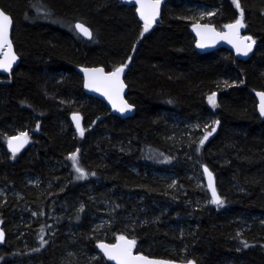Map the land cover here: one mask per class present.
Segmentation results:
<instances>
[{
	"label": "trees",
	"instance_id": "1",
	"mask_svg": "<svg viewBox=\"0 0 264 264\" xmlns=\"http://www.w3.org/2000/svg\"><path fill=\"white\" fill-rule=\"evenodd\" d=\"M238 2L244 32L258 38L260 45L244 60L225 55L223 49L197 53L188 31L194 20L183 16L186 3L216 6L212 23L224 25L236 16L229 0H168L161 21L147 32L134 8L118 0H0L12 15L11 38L20 54L9 75L0 74V131L33 121L40 126L34 152L9 151L0 132V147L11 155L0 162V183L21 192V198L13 194L0 203V221L4 225L17 211L31 207L35 190L25 185L27 175L53 181L56 200L52 208L41 209L38 227L32 230L43 235L41 264L59 263L73 242L91 249L86 231L97 206L107 203L115 210L123 205L126 193L133 196V211L140 221L134 234L144 254L173 259L182 244L201 264L229 258L264 264V220L234 232L235 218L264 217V119L256 113L253 94L264 87V0ZM78 21L90 28L91 39L76 32ZM80 65L107 70L126 65V96L134 113L122 119L99 98L85 93L77 72ZM232 72L234 85L224 88L215 82ZM211 92L217 93L216 111L207 103L206 94ZM70 102H76L77 109ZM74 110L81 112L84 124L94 126L83 129V135L69 120ZM212 115L218 126L203 144L195 141L187 149L168 139L178 122H200ZM70 152L77 155L83 178L71 170L67 178L59 174V163ZM194 165L201 174L202 165L212 171L222 204L213 202L206 187L201 195L204 206L183 203L179 188L151 175L152 169L173 170L191 194L194 189L186 170ZM142 205L149 206L150 215L144 214ZM185 216L192 218L190 232L179 237L172 221L181 222ZM126 232L130 231H122ZM9 236L0 246V264L22 263L28 255ZM115 237L108 230V240Z\"/></svg>",
	"mask_w": 264,
	"mask_h": 264
},
{
	"label": "rangeland",
	"instance_id": "2",
	"mask_svg": "<svg viewBox=\"0 0 264 264\" xmlns=\"http://www.w3.org/2000/svg\"><path fill=\"white\" fill-rule=\"evenodd\" d=\"M229 2H230V7H233L234 10L236 11V16L232 20H237L238 17L241 16V12L243 13V9L239 2H238L240 5L239 8L236 7V5L233 3V0H229ZM183 6H184V9H183L184 17H188V19L194 20L193 22H201V23H212V15L217 13L216 11L218 10L216 6L212 7L211 5L206 6V5L186 3L185 5L183 4ZM0 8L6 13H8L12 19V15L8 12L6 8L2 6H0ZM224 25L215 26V27L217 29H221V28L223 29ZM57 26H61V25L57 24ZM252 39L254 40V43H255V47L253 50V52H255L260 47L259 39L255 37H253ZM192 40H193V47H194L193 36H192ZM219 49H223V52L225 55L232 54L235 57V59L238 58V55L235 54L231 49H227L224 47H218L212 51H216ZM194 50L196 51L195 47H194ZM212 51H209V52H212ZM197 53H200V52H197ZM16 54L20 58V54L18 53V51H16ZM200 54H203V53H200ZM129 62H130V59H127L124 64L128 65ZM115 67L116 66L112 67L110 70H114ZM104 69L107 70V67H104ZM123 79H124V83L126 86L124 97L128 103L133 105L131 100L128 99L126 96L128 92L127 78L123 77ZM236 81H237L236 75L235 73L232 72V73H228V75L217 78V81L215 82L218 83L219 85L220 84L223 85L224 88L225 87L227 88L230 85H234L235 83H237ZM257 91H264V87L260 85L259 88L253 90L255 105H257V98H256ZM213 94H215V104L209 103V99H208L209 96ZM206 96H207V103L209 104L210 109L212 111H216L217 110V93L216 92L207 93ZM70 103H71L70 105H72V108L77 109V107L75 106L77 105L76 102L75 104H73L72 102ZM110 112L113 113L112 111ZM256 113H257V108H256ZM92 125L93 124H91L90 122L85 123V124L82 123L83 129L85 128L89 129L90 127H94ZM217 126H218V122L216 120V117L213 115L210 116L208 119L201 120L200 122H192V121L184 120L174 125V129L173 131H170L169 133L170 136L168 137V139L170 138V140L172 141V144L173 143L177 144V142H179L180 144L182 142L183 144H185V147L188 149V147H190V145L193 144L195 141H199V140L202 141L205 136H207V139L210 136H212L215 133ZM213 129L215 130L213 131ZM0 132L7 138L5 140V146L11 135L22 134V133L27 134L26 144L23 146L21 150L17 151L16 153L20 151L29 152V151L36 150V143H38L37 141L38 135L40 134V126L37 123V121H33V124L28 123L26 125H22L21 127H16L10 131L2 130ZM208 133H211V135H208ZM70 153H74V152H70ZM70 153H67V155L64 156L62 163H59V167H58V171L60 170L59 174H61L62 176H66L67 178V175H71V172H70L71 170L73 173V176L80 178V173H78L76 171V168L73 166V161L69 158L66 159V156L69 155L70 157L72 155ZM10 156L11 155H9L8 152H6L3 148L0 147V162L4 160H8ZM188 163H190V165L194 164L191 161ZM80 168L82 169V167ZM133 171L136 172V174L138 175L137 169H133ZM151 172H152L151 175L155 174L158 180L166 181L167 183L166 185H169V187L179 188V190L182 192V194L179 197V200L181 202L186 203V204L191 203L193 205H196L197 207L204 206L206 199L203 198L201 195L203 194L204 187H206L205 180H204L203 174H201V172L198 170V168L195 167V165L192 166L191 169L186 170L187 179H189V182L192 185L191 187H193L194 189L193 192H191V194L188 192L186 188V185H187L186 181L182 182L181 179L175 174L173 170H167V168L163 167L162 169H152ZM124 176L126 175L124 174ZM125 179H126L125 183H128L129 181L127 177ZM25 181H26L25 185H29L30 187L32 186L35 190L34 197L29 199L30 200L29 207L30 206L31 207L29 208L28 211H24V210L17 211V213L14 215V218L11 217L9 222L4 223V225H1V226L5 233V238L10 235L9 236L10 240H14V239L17 240L18 248L21 249V252L24 255H28L26 257L24 256L23 258H21L22 263H12V264H41V260L38 255L40 253L39 251L40 244L41 243L44 244L43 235L40 234L39 232L38 233L32 232V230H34L35 227H38V223L40 221L38 216L40 215V212L42 211L41 209L45 207H51V208L53 207V204L56 200L55 194L58 188L56 187V185H55L56 188H54L53 183H52L53 181L51 179H46L44 181L38 176L27 175L25 178ZM20 193L16 190L14 191L13 188H8L6 187V185H3L0 183V203L5 202L6 199L12 196L13 194H15L14 196L17 197V199L21 198ZM110 193L113 194L114 192H110ZM116 193L118 194L119 192H116ZM132 197H133L132 195H130L129 193H126L125 197L121 198L122 199L121 202L123 203V205L120 206L119 204V207H116L115 210L113 209V207L110 206V204L108 205L107 203H105L104 205L101 204L100 207L97 206L98 213L95 215L93 219H91L89 223V229L88 231H86L88 232V237H90V242H92V248L90 249L88 246H86L82 242H75V243L73 242V246H72L73 248H69L65 250V253L62 255V259L59 261V263L57 262L56 264H64V261L67 259H71L72 264H80L81 261H85V260L86 261L96 260L100 264H111L109 261L105 259L103 254L96 248V245L98 242L110 243V240H108L107 238L108 230L114 231V234L116 233L115 238L120 237V236H125V237H128L129 239H132V241H135V245L133 246L134 251L137 253H143L145 249L144 247H142L143 245L141 244L140 238L136 234H134L135 232L134 230L136 229L135 224H137L140 221H138L139 219H137L136 217L137 214L134 213V211L136 210V207L133 206L134 202H133ZM33 201L35 203H33ZM138 202H141V201H138ZM141 207L142 208L140 209H143L142 211H144V214L146 216L150 215L149 206L142 205ZM167 213L168 212L166 209V212L164 213L163 216L167 215ZM191 219L192 218L190 216H185L181 219L182 220L181 222L172 221L173 225L177 227L178 229L179 237H182L183 236L182 234H184V232L189 231L188 225H191L190 224L192 221ZM259 220L263 221L264 217H261L260 219H259V216H252V217H248L245 219H243V217L235 218L234 222L237 224H235L236 226L234 228V232L239 233L241 229H248L253 224H259L261 223L259 222ZM123 230H129L130 232L122 233ZM31 232H32V236L30 235L28 236V233H31ZM118 232H121V233H118ZM36 249L38 250L36 251ZM177 249L178 250L176 251L178 253H176V255L172 257L173 259L171 260H175L178 262L194 261L196 264H201L195 256H189V254H187V248H184V245L180 244L179 248ZM152 257L165 258L162 256H154V255ZM219 264H244V263H243L242 258H234V259L229 258L228 260H224L222 263H219Z\"/></svg>",
	"mask_w": 264,
	"mask_h": 264
},
{
	"label": "water",
	"instance_id": "3",
	"mask_svg": "<svg viewBox=\"0 0 264 264\" xmlns=\"http://www.w3.org/2000/svg\"><path fill=\"white\" fill-rule=\"evenodd\" d=\"M118 1L126 5L134 6L135 14L137 18L141 22H144V20L141 19L140 13L138 11V9L141 7V0H118ZM164 1L165 0H160L156 19L152 23V25L160 21V12H161V8L163 6ZM143 2L147 5V4L152 3V0H143ZM145 10L148 11L147 8ZM0 12H3L4 14H6L11 20V24L8 30V40L11 44V47L10 48H8L7 46L0 47V61L11 60L12 56L15 57V60L12 61L10 70L4 71L3 69H0V73L8 74L19 63L20 58L16 54L14 44L11 39L12 19L10 15L6 13L5 11H3L1 8H0ZM235 22L226 24L224 29L222 30L216 29L212 24H209V23H201V22L192 23L189 26V32L192 34L194 38V47L196 51L200 53H205V52L212 51L218 47H224L227 49H231L235 54L238 55V58L247 59L249 56L252 55L254 47H255V43L250 35H241V29H242L241 27L238 30H233V29H229L228 27H226L227 25L235 24ZM77 24H81L85 28H87L90 35H86L83 32H81L79 29H77L76 27ZM74 26L78 34L83 39L89 40L92 37L91 30L86 24L78 21V22H75ZM249 37L251 39H247ZM248 44L252 45L251 51H248L247 55H245L243 54V52L246 48V45ZM200 45H203V46H200ZM238 48L240 49V51H237ZM121 66L122 65L118 67H121ZM98 69L102 71L101 72L95 71ZM115 69L106 70L104 69V67L100 65H90V66H81L79 68V72L83 77L84 91L102 100L115 115L119 116L122 119H125L131 116L135 111V106L128 103L124 97L126 86H125L123 77H124L126 67H124V71L120 74V78H119L120 82L123 84L122 89L113 88L104 81V77H107L110 73L114 72ZM260 93H264V91L256 92V98H257L256 108H257L258 115L262 119H264V115L261 114V105L262 103H264V101H262L261 96L259 95ZM125 105H127L128 108H126L123 112H121L119 109L121 107H124ZM74 117L79 118L80 129H82L81 114L75 111H73L70 114V121L72 122L73 128L76 132H79V130L77 129L76 120H74ZM17 137H21V139L17 140L16 139ZM10 141H11V147H10ZM25 143L26 142L23 140V137L21 136V134H15V135L10 136V138L8 139L7 147L8 149L12 151H13V148H18V150H20L21 148H23ZM205 168H207L208 170L207 172H205ZM202 172H203V177L205 180L206 188L208 189V192L212 200H213V189L215 190L216 196L220 199V196L218 195V192L215 187L214 175L212 171L209 170V168L206 165H202ZM209 173L211 174V177H209ZM0 233L3 234L2 238H0V245H1L5 239V233L1 227V222H0ZM120 237H124L125 241H132V239H129L128 237H125V236H120ZM120 237H118L112 243L98 242L96 245V248L103 254L105 259L109 261L111 264H118V261L115 259H110L107 255H105V251L104 249L100 247V245H107L110 249L114 248L115 246H120L119 248H116V251L114 253V254H118L120 251V248H123L126 246L125 242L119 239ZM131 257L132 259L128 260V264H145L146 261L155 262V264H196L194 261L178 262L175 260L161 258V257L147 256L145 254L134 252L133 247L131 249ZM136 257H144L145 260L134 259Z\"/></svg>",
	"mask_w": 264,
	"mask_h": 264
},
{
	"label": "snow or ice",
	"instance_id": "4",
	"mask_svg": "<svg viewBox=\"0 0 264 264\" xmlns=\"http://www.w3.org/2000/svg\"><path fill=\"white\" fill-rule=\"evenodd\" d=\"M233 3L236 5L237 8L240 7L238 0H233ZM159 4H160V0H152V3L147 4V5L143 2V0H141V7L138 9V11L140 13L141 19L144 20V31L145 32L148 31V29L151 27L152 23L156 19ZM146 8L148 9V11L145 10ZM242 18H243V13L241 12V18L237 19L235 24H230V25H227L226 27H228L229 29L238 30L240 27H243ZM10 24H11L10 18L3 12H0V47H4V46H7L8 48L11 47V44L8 40V30H9ZM76 27L84 34L90 35L87 28H85L83 25L77 24ZM247 39H251V38L249 37ZM200 46H203V45H200ZM251 47H252L251 44L246 45V48L243 54L247 55L248 51H251ZM237 51H240V49L238 48ZM14 60H15V57L12 56L11 60L0 61V69H3L4 71L10 70L12 61ZM124 67H126V65H122L121 67L116 68L114 72L110 73L107 77H104V81L113 88L122 89L123 84L120 82L119 78H120V74L124 71ZM95 71L101 72L102 70L98 69ZM259 95L261 96L262 101H264V93H260ZM208 99H209V103L215 104V94L209 96ZM126 108H128L127 105H125L124 107H121L119 110L123 112ZM261 114L264 115V103H262L261 105ZM74 120H76L77 129L81 132V135H83V130L80 129L79 118L74 117ZM214 130L215 129H213V131ZM208 135H211V133H208ZM21 136L23 137V140L26 142L27 134H21ZM16 139L20 140L21 137H17ZM206 139H207V136L204 137V140ZM204 140L201 141V144L204 143ZM10 147H11V141H10ZM17 150L18 148H13L14 153ZM69 159L73 161V166L76 168V171L80 173V178H83L84 172L78 166L77 155L74 153L69 157ZM207 171H208L207 168H205V172ZM209 177H211L210 173H209ZM213 202L218 205L223 203L216 196L214 189H213ZM2 236L3 234L0 233V238H2ZM119 239L124 241L126 246L123 248H120V251L118 254H114V253L116 251V248H119L120 246H115L114 248H111V249L107 245H100V247L104 249L105 255H107L110 259L117 260L118 264H128V260L132 259L131 249L135 245V241H125L124 237H120ZM134 259L145 260L144 257H136ZM145 264H155V262L146 261Z\"/></svg>",
	"mask_w": 264,
	"mask_h": 264
},
{
	"label": "flooded vegetation",
	"instance_id": "5",
	"mask_svg": "<svg viewBox=\"0 0 264 264\" xmlns=\"http://www.w3.org/2000/svg\"><path fill=\"white\" fill-rule=\"evenodd\" d=\"M168 0H165L164 1V3H163V6L165 5V3L167 2ZM126 5V4H125ZM126 6H130V5H126ZM163 6H162V8H161V12H160V21H161V13H162V9H163ZM131 7H133L134 8V12H135V7L134 6H131ZM136 15V14H135ZM137 17V16H136ZM241 18V16H239L238 17V19H240ZM138 19V18H137ZM139 20V19H138ZM140 21V20H139ZM159 21V22H160ZM236 20H231V21H229V22H227L226 24H228V23H232V22H235ZM141 22V21H140ZM159 22H157V23H155L154 25H156V24H158ZM143 25H144V22H141ZM242 23H243V27H241L242 29H241V35H248L247 33H245L244 32V28H245V23L243 22V18H242ZM209 24H212L214 27L215 26H221V25H215L214 23H209ZM225 24V25H226ZM154 25H151V26H154ZM216 28V27H215ZM217 29V28H216ZM218 30H222V28L221 29H218ZM188 31H189V27H188ZM190 33V32H189ZM191 34V33H190ZM91 39V38H90ZM81 66H90V65H80L78 68H77V72L79 73V75H80V78H81V81H82V87H83V77H82V75L80 74V72H79V68L81 67ZM126 70H127V66H126ZM126 70H125V72H126ZM0 74H2V73H0ZM2 75H9V74H2ZM1 81L2 80H0V83H1ZM83 90H84V88H83ZM85 92V91H84ZM86 93V92H85ZM87 94H89V95H91V96H93L92 94H90V93H87ZM93 97H95V96H93ZM97 98V97H96ZM107 106V105H106ZM75 111V110H74ZM73 112V111H72ZM71 112V113H72ZM75 112H79V111H75ZM70 113V114H71ZM80 114H81V112H79ZM82 118H83V116H82V114H81V121H82V123L84 124V121L82 120ZM69 120H70V115H69ZM72 123V122H71ZM83 130V129H82Z\"/></svg>",
	"mask_w": 264,
	"mask_h": 264
},
{
	"label": "bare ground",
	"instance_id": "6",
	"mask_svg": "<svg viewBox=\"0 0 264 264\" xmlns=\"http://www.w3.org/2000/svg\"><path fill=\"white\" fill-rule=\"evenodd\" d=\"M123 4V3H122Z\"/></svg>",
	"mask_w": 264,
	"mask_h": 264
}]
</instances>
